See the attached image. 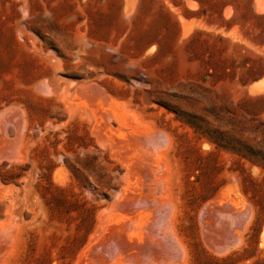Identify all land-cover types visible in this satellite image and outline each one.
Returning a JSON list of instances; mask_svg holds the SVG:
<instances>
[{
	"label": "rangeland",
	"instance_id": "rangeland-1",
	"mask_svg": "<svg viewBox=\"0 0 264 264\" xmlns=\"http://www.w3.org/2000/svg\"><path fill=\"white\" fill-rule=\"evenodd\" d=\"M0 264H264V0H0Z\"/></svg>",
	"mask_w": 264,
	"mask_h": 264
},
{
	"label": "bare ground",
	"instance_id": "bare-ground-1",
	"mask_svg": "<svg viewBox=\"0 0 264 264\" xmlns=\"http://www.w3.org/2000/svg\"><path fill=\"white\" fill-rule=\"evenodd\" d=\"M125 241V240H124ZM130 242V241H129ZM125 243V242H124ZM126 244V243H125Z\"/></svg>",
	"mask_w": 264,
	"mask_h": 264
},
{
	"label": "trees",
	"instance_id": "trees-1",
	"mask_svg": "<svg viewBox=\"0 0 264 264\" xmlns=\"http://www.w3.org/2000/svg\"><path fill=\"white\" fill-rule=\"evenodd\" d=\"M3 181H5V180L3 179Z\"/></svg>",
	"mask_w": 264,
	"mask_h": 264
}]
</instances>
